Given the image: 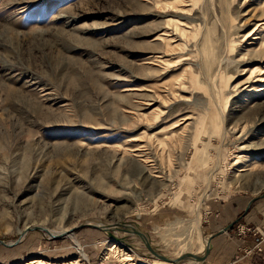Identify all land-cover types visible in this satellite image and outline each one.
Instances as JSON below:
<instances>
[{
    "label": "rangeland",
    "instance_id": "1",
    "mask_svg": "<svg viewBox=\"0 0 264 264\" xmlns=\"http://www.w3.org/2000/svg\"><path fill=\"white\" fill-rule=\"evenodd\" d=\"M162 1L0 0V264H264V0Z\"/></svg>",
    "mask_w": 264,
    "mask_h": 264
},
{
    "label": "bare ground",
    "instance_id": "2",
    "mask_svg": "<svg viewBox=\"0 0 264 264\" xmlns=\"http://www.w3.org/2000/svg\"><path fill=\"white\" fill-rule=\"evenodd\" d=\"M180 2H176V1H171V0H165V1H162V2H159V5L160 7H164V6H171L173 7L174 9H179V4ZM165 41L169 40V39H164ZM262 49L260 50L259 54L260 56H264V45L262 44ZM262 90H259L257 91L258 93L261 92ZM256 113H252V114H247L245 115V121L247 122H253L254 120V117H255ZM190 118L189 117H186L184 120L185 121H188ZM178 123V122H177ZM176 124V123H175ZM257 127V126H256ZM164 146V145H163ZM166 146V145H165ZM260 161H256L254 162L253 164V168H258L260 166ZM158 174H160L158 172ZM81 201V200H79ZM90 224H94V223H90ZM200 230V227H199V223H197V225H191L190 228L188 229V235H192L194 232H199ZM47 231V230H46ZM48 232V231H47ZM51 235V233H49ZM53 237H59V236H54V235H51ZM206 245L204 244V250L205 252L207 251L208 247H209V242H208V239L207 241L205 242ZM203 248V243L200 245V251L202 250ZM204 252V251H203ZM205 254V253H204ZM28 264H41V262L39 260H32L31 262H29Z\"/></svg>",
    "mask_w": 264,
    "mask_h": 264
},
{
    "label": "water",
    "instance_id": "3",
    "mask_svg": "<svg viewBox=\"0 0 264 264\" xmlns=\"http://www.w3.org/2000/svg\"><path fill=\"white\" fill-rule=\"evenodd\" d=\"M263 197H264V196H263ZM256 200H257V199L252 200L250 204L254 203ZM234 224H235V223H232L231 225H229V226H228L226 229H224L223 231L219 232L218 234L212 235V236L209 238V247H208V251H207V253H206L205 256L200 257V256L193 255V254H185V255H183L182 257L178 258V259L175 260V261H171V260H169V259H167V258H165V257H163V256H161V255H159L158 253H156L155 250L151 247V245H150V243H149V240L147 239V237H146L144 234H142V233H140V232H138V231H134V232H136V234L139 235V236L143 239V241H144L146 247L148 248V250H149L151 253H153V254H154L157 258H159V259H162V260L167 261V262H172V263H179V262H181V261H183V260H185V259H195L196 261L203 262V261L206 259L207 254L210 253V251H211V248H212L211 240H212L214 237H217V236L223 234L224 232H226L227 230L231 229L232 226H233Z\"/></svg>",
    "mask_w": 264,
    "mask_h": 264
},
{
    "label": "crops",
    "instance_id": "4",
    "mask_svg": "<svg viewBox=\"0 0 264 264\" xmlns=\"http://www.w3.org/2000/svg\"><path fill=\"white\" fill-rule=\"evenodd\" d=\"M263 199V198H262ZM262 199H259L258 201H256L253 205H257L259 202H260V200H262Z\"/></svg>",
    "mask_w": 264,
    "mask_h": 264
}]
</instances>
